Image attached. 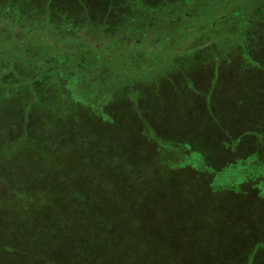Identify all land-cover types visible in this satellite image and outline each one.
I'll use <instances>...</instances> for the list:
<instances>
[{"label":"rangeland","instance_id":"obj_1","mask_svg":"<svg viewBox=\"0 0 264 264\" xmlns=\"http://www.w3.org/2000/svg\"><path fill=\"white\" fill-rule=\"evenodd\" d=\"M12 2L0 50L55 6L31 45L96 52L53 128L56 87L0 129V264H264V0Z\"/></svg>","mask_w":264,"mask_h":264},{"label":"trees","instance_id":"obj_2","mask_svg":"<svg viewBox=\"0 0 264 264\" xmlns=\"http://www.w3.org/2000/svg\"><path fill=\"white\" fill-rule=\"evenodd\" d=\"M7 1L9 0H0V26L4 28V30L3 29L1 30L2 37H3V33L8 31L10 25L17 22L16 17L18 16L22 17V13H23L20 12L18 9H16L15 3L13 2L11 3V5L7 6L6 5ZM43 6L45 5L43 4ZM48 10H49L48 17L52 18L53 19L52 21L47 20V23H45L46 21L45 18L47 16L40 17L36 20L35 22L36 24L34 23L33 25H29L27 28L23 27V29H25L24 31L15 33L16 36L20 38L19 41L15 42L13 38L5 42L2 41L1 44L2 47L7 50H11L13 48L12 49L13 52L11 53L12 55L16 54L17 57H14L11 63L3 64V67H0V98L4 100L3 102H1L2 106L0 105V117L9 116V115L13 117V119L0 118L1 130H29L28 127L30 128V126H29L28 118H29V112L32 109L30 98L34 97V100L37 98L39 99V101H42V104H40L39 107L43 109L46 106L53 108L51 106L50 97L48 95L49 92L52 93L53 88L56 87V90L53 92L54 96H56L54 97L55 101H53L56 107L53 108V110H50L54 115L55 122L54 120L50 122L49 119H45L46 121L40 124V127H42L43 130H49L50 128H53L57 122L56 115L59 114L61 118L62 117L65 118V112L67 111L68 108V107L66 108V103H68V98H73L72 95H68L67 93H65L64 89L66 88V86L69 84V85H73L74 87H79L78 86L79 81H84V79L88 80V78L91 77V73L88 72L89 71L88 69L91 67L90 68L91 70L94 67L92 66L93 59H95L93 52H96L94 48L91 49L93 47L91 44H89V46H79V47H83V49L79 51V53H77L74 50L70 51L68 47L65 46L62 47V44L58 42L55 43V48L51 47L52 48L51 50L52 53H51V52H47L46 46L34 47L33 45H31L32 41L27 40L26 37L31 38V35L33 33H37V34L39 33V36H41L42 32L51 33L54 31L53 32L54 34L56 35L58 34L56 32V27L53 24L58 23V21L60 20L59 17H61V15L55 13L54 11L55 6L48 8ZM52 16L55 18H53ZM215 20L216 17H212V21ZM30 22H33V20ZM74 22L75 21H73L72 23ZM4 23L8 25H4ZM17 23L19 24L20 22ZM66 32L75 36L70 30L69 31L67 30ZM79 44H77L76 46H78ZM63 45L74 47V45H70L68 42ZM76 46L75 49L77 50L80 49ZM5 49L0 50V59H1L0 62H2V60H5V58L1 57L2 56L1 54L4 53ZM114 60L116 61L115 57ZM98 69L100 70L101 67H99ZM7 96L14 98L9 99L7 98ZM16 96H21L22 100L27 102L26 103L23 102L22 106H20L17 99L18 97ZM58 97L60 98L59 100L61 101L57 100ZM58 105L62 106V108ZM18 109L23 111L22 113L23 118H22V114L19 113ZM75 114L76 112L74 111V115H72L71 120L75 119L76 117ZM63 123L64 122H61V126ZM11 139H13L12 135L4 136L2 139L0 138V142L2 140H7L6 142H8ZM48 146L50 145L46 144L44 145V148L47 149ZM16 167L17 165L13 167L14 171ZM189 167L191 168V166ZM189 167L187 168L189 169ZM6 175L11 176L9 174ZM0 177L4 178V182L5 183L7 182L8 185L11 184L12 180L10 178H6L4 176H0ZM14 179L15 178H13V180ZM116 188L119 190V192H121V190L118 187ZM76 194L78 193L76 192ZM76 199L77 202L75 205H80L79 203L81 201L82 203H85V201H83L85 198L79 194H78V198ZM6 233L9 235H3V236L5 237L8 243H11L10 241L11 235L8 232ZM32 236L27 235V236H23V238L24 239L25 237L32 238ZM17 240L20 243L21 241L20 236ZM2 250L5 251L3 246H2ZM11 250L15 251L17 250V248L12 247ZM0 253L2 254L1 251ZM33 253H35L36 255L40 254L39 252H35V251H33ZM52 255L54 256V254ZM25 257L26 256H24V258ZM0 260L2 262L6 261L5 256ZM15 261H19L21 262V264L24 263L23 259H19V260L15 259ZM52 263L61 264V262L54 260L51 261V264Z\"/></svg>","mask_w":264,"mask_h":264},{"label":"flooded vegetation","instance_id":"obj_3","mask_svg":"<svg viewBox=\"0 0 264 264\" xmlns=\"http://www.w3.org/2000/svg\"><path fill=\"white\" fill-rule=\"evenodd\" d=\"M114 1H120V0H114ZM137 2H138V0H136ZM139 1H141V0H139ZM123 7V5L121 6V8ZM188 15H190V13H187ZM221 20H223V15L221 16H218V17H216V20L215 21H213V25L212 26H216V25H219V24H221ZM204 34V33H203Z\"/></svg>","mask_w":264,"mask_h":264}]
</instances>
